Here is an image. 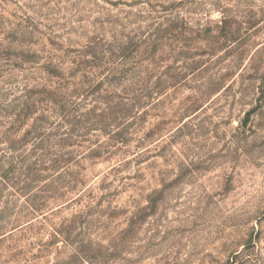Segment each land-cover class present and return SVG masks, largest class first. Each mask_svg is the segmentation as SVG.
Wrapping results in <instances>:
<instances>
[{"label":"rangeland","instance_id":"rangeland-1","mask_svg":"<svg viewBox=\"0 0 264 264\" xmlns=\"http://www.w3.org/2000/svg\"><path fill=\"white\" fill-rule=\"evenodd\" d=\"M0 264H264V0H0Z\"/></svg>","mask_w":264,"mask_h":264}]
</instances>
